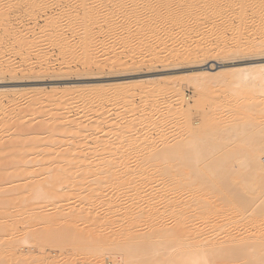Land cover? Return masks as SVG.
<instances>
[{
    "label": "bare ground",
    "instance_id": "obj_1",
    "mask_svg": "<svg viewBox=\"0 0 264 264\" xmlns=\"http://www.w3.org/2000/svg\"><path fill=\"white\" fill-rule=\"evenodd\" d=\"M38 1L9 0L14 10L19 12L22 8L25 12L29 11L26 12V20L33 25H38L39 15L32 11ZM136 1L138 0H75L62 10L63 13L61 11V16L53 21H45L42 27L45 29L47 26L55 25L56 33L61 35L68 30L71 35H78V43L88 47L92 43L96 28L101 30L105 25L106 27L122 25L123 28L132 30L128 36L119 40L125 44L143 47L150 59L156 61L173 57L184 62L199 63L209 57L225 58L239 52L244 54L252 52L254 55L264 53V0H140L145 2L134 5ZM80 2L89 6L81 14L68 19L67 16L71 15ZM47 3L50 1L48 0ZM111 4L115 6V11L126 12L122 21L108 22L106 14H109ZM96 5H101V10L97 14L99 16L87 21L91 16L96 15ZM139 13L153 15L155 20L146 29H142V26L139 28L136 18ZM249 13H255L256 17L250 18ZM49 16L52 17L53 14ZM19 19L22 20V15ZM227 30L230 31L229 36ZM193 33H195L194 37L187 38ZM67 38L68 36L62 37L64 43ZM44 40L49 41L47 34ZM63 42L60 43V51L67 46ZM35 43L29 42L31 45ZM31 45L19 53V62L10 61L5 54H0V79L3 78L4 73H13L17 70H27L29 74L33 72V65L30 63L33 53L30 51ZM92 58L90 56L87 59L91 61ZM95 58L93 60L97 61ZM21 62H25L26 67L22 68ZM210 68H213V64H210ZM188 70L191 71V68ZM189 79L194 87L209 86L219 89L229 82L234 88L250 87L263 92L264 62L254 61L210 72L199 70L191 72ZM153 84L154 80L150 77L124 81L114 79L109 83L111 88L118 90L114 93V98L120 102L132 96L131 92L126 90L127 87H138L147 94L150 91L148 88H151L145 86ZM92 87L97 91L101 88L100 84H92ZM181 92L179 90L174 92L178 111L180 113L184 109L187 113L194 111L191 110L192 106L184 105L185 100ZM9 93L24 96L31 92L15 88L0 89V102ZM101 97L97 96L98 99H102ZM89 100L88 97L83 98L82 103ZM18 101L19 99L14 100V106L18 105ZM31 103H27L28 106L26 104L27 109ZM57 105L61 109L64 106L62 101ZM6 112V108L0 106V115ZM145 116L143 115V118H146ZM20 117V113H16L11 114L9 119H4L6 121L0 118V215L2 218L8 213L6 208L11 204L18 207L24 202L31 204L27 201L39 204L49 199L66 200L74 197L69 190L72 186L83 185L84 181H88V184L94 187L75 195L81 199L82 204L74 209L76 211L74 214L79 216L82 214L90 222L91 218L94 219L103 211V208L97 209L93 203L95 199H100V205L105 206L106 219L97 225L95 224L97 221L94 220L100 217L94 219L92 223L95 225L90 223L94 226V230H100L103 226L110 229L116 222L124 223L120 232H116L119 236L117 240L129 243L127 253L122 252L120 255L121 264H176L177 259H179L177 264H264V125L260 128V137L257 136V142L254 141L253 147H251L253 138L251 136L250 145L246 142L245 146L244 141L240 139L231 146L228 145L225 152L216 153V140L225 141L231 138L230 134L210 140L195 138L189 134L173 136L167 127L166 116L162 118L149 116L158 127L155 133L151 131L141 133L139 128L143 124V119L126 125L111 123L117 139L114 143L95 141L96 146L88 145L89 136L96 137L89 133L90 129L82 124L75 125L68 117L64 120L56 119L51 124L46 121L39 124L19 123L17 120ZM185 126L191 128L190 124ZM72 133H76L77 144L70 138ZM185 138H189L186 140V147L183 146ZM256 138L254 136L253 139ZM150 139L152 140L149 143ZM221 142L218 144L220 145ZM60 144L63 145L62 149L59 147ZM120 145L122 149L118 151L122 152H114ZM86 150L91 151L97 158L88 161L83 157ZM109 151L117 155L115 161L109 160ZM191 161L195 164L206 162V167L204 169L189 167ZM169 162L183 174L179 181L172 184L165 183L163 178ZM237 164L251 167L248 169L250 181L243 182L244 184L240 182L241 186L236 191L234 182L238 173L233 168ZM30 165L33 167H29ZM187 168L189 170H185ZM41 170L47 175L42 181L36 178ZM91 170L96 172H93L92 177L88 179ZM221 173H225L226 176L219 179ZM192 177L195 178V183L189 182L188 179ZM31 185L33 187L30 189ZM25 187H29L28 192L22 190ZM238 189L241 191L238 192ZM186 195L190 198L188 199ZM253 196L259 197L257 207L254 206ZM190 202L193 203L190 205ZM32 206L28 205V209ZM60 208L61 205L59 207L57 205L55 213L46 215L47 227L45 226L44 229L47 228L48 232L54 230L57 232L55 226L53 227V218L61 215ZM32 209L34 210V207ZM62 213L64 215V210ZM19 216L21 217L18 214ZM33 217L35 219L36 214ZM166 217H172L174 223H168ZM193 218L200 221V225H197L199 227L192 226L195 230L189 225ZM83 219L82 221L85 220ZM75 224L74 221V226ZM227 226L238 229L223 231L222 228ZM141 231L144 233H138ZM57 233L60 235L59 239L71 236L70 230H63L62 233L60 230ZM74 233H76L75 238L81 237V233L76 229ZM131 233L132 235L129 236L128 234ZM17 237L15 238L18 239ZM5 241L10 242V238ZM21 242L28 243L27 238L22 237ZM16 250L13 254L18 256L20 251ZM20 257L22 256L18 258Z\"/></svg>",
    "mask_w": 264,
    "mask_h": 264
},
{
    "label": "rangeland",
    "instance_id": "obj_2",
    "mask_svg": "<svg viewBox=\"0 0 264 264\" xmlns=\"http://www.w3.org/2000/svg\"><path fill=\"white\" fill-rule=\"evenodd\" d=\"M49 1L50 3H47L48 0H39L37 4L34 5L32 11L37 13L39 17L38 25H33L32 22L26 20V12L29 11L25 12L21 8L18 12L12 8L9 0H0V54H5L10 61L19 62V53L31 45L29 42H36L30 47V51L33 52L30 57V63L33 65V72L29 74L27 70H17L13 73H4L2 76L3 78L0 79L1 90L15 88L31 92L24 96L9 93L5 98L3 97L0 106L5 107L7 112L0 115L1 119H9L11 114L20 113L21 117L17 120L19 123L29 122L39 124L46 121L51 124L56 119L64 120L68 117L73 120L75 125L82 124L90 129H88L89 133L94 134L96 137L94 136L95 138H92L89 136L87 139L88 145L96 146L94 145L95 141L115 142L117 137L114 127L112 126L113 123L126 125L143 119V124L139 128L141 133L144 134L147 131L155 133L158 127L151 121L152 118L150 120L149 116L158 118L166 116L167 127L173 136L189 134L195 138L210 140L218 136L221 137L230 134L229 136H231V138L225 141L216 140V153L225 152L228 149V145L231 146L232 143H236L240 139L244 141L245 146L247 143L250 145L251 142V147L255 145V142H257L261 134L260 128L264 125V91L259 92L257 89L250 87L251 92L247 87L234 88L232 83L229 82L225 84V87H219V89L218 87L209 86L194 87L189 78L191 72L199 70L210 72L254 61L264 62V53L254 55L252 52H247L245 54L239 52V54H229L230 57L228 56L225 58L209 57L206 61L199 63L184 62L173 57H167L156 61L150 59L151 57L148 56L143 47L125 44L119 40L121 37L128 36L129 32L132 30L131 28L125 29L122 25L106 27L107 25L104 26V23L103 26L105 28L103 27L101 30L96 28V33L92 36L91 45L88 47L82 46V44L78 43L77 34L71 35L68 30L65 31L64 35L57 34L55 25L50 27L47 26L45 29L42 27L45 21H53L61 16L60 14L63 13L62 10L71 5L75 0ZM136 2L137 3H134V5H141L145 1L141 2L138 0ZM87 6H89V4L80 2L67 18L71 19L73 16L81 14ZM109 6V14H106L109 23L116 21L120 22L125 18V11H115V6L112 4ZM95 8L96 15L94 14L91 16L87 21L94 20L99 16L97 14L99 10H101V5H96ZM158 10L161 11L160 8H158ZM101 12L102 11H100V13ZM51 14H53L52 17L49 16ZM20 15H22V20L19 19ZM248 16L250 18H255L256 14L249 13ZM136 18L138 20V27L140 28V26H142V29H146L155 20L153 15L147 13H139ZM229 32L230 31L227 30V36H229ZM46 34L49 36V41L44 40ZM64 36H68L65 43L62 40ZM69 36L71 37L69 38ZM194 36L195 33L187 38ZM62 42L67 46L64 50L60 51L59 47ZM231 45L233 46V44ZM87 54H89V56H86ZM90 56L93 58L97 57L95 58L97 61H94L93 58L91 61L87 59ZM21 64L22 68L26 67L25 62H21ZM210 64H213L212 69L210 68ZM190 68L191 71L188 70ZM149 77L153 78L154 84L145 86L151 88H148L150 91H148L147 94L143 93L138 87H127L126 90L132 94L130 98H125V100L123 99L124 101L121 102L114 98V93L118 90L111 88L109 85L114 79L124 81ZM92 84H100L101 88L97 91L92 87ZM120 90L121 89H119V91ZM176 90H179V92L183 94L182 96H184L183 99L185 100L184 105L187 104L192 106L191 110L194 109V111L187 113L184 109L186 106L183 108L185 112L183 111L180 113L178 111V107L175 105ZM36 95L38 99H36ZM98 95L102 96V99H98ZM87 97L90 99L89 102L82 103V99ZM60 98L62 99L60 100ZM16 99H19L18 105L14 106V100ZM60 101H62L64 105L62 109L58 108L59 106L57 105ZM29 102L32 103L29 104L27 109L26 104ZM132 108L134 109L132 110ZM141 108L146 109L143 110ZM143 115H146V118H143ZM189 124L191 128H185V125ZM218 128L220 130L217 131ZM251 136H253V138L254 136L255 138L258 137L255 140L249 138ZM70 138L74 140L76 144L78 143L76 133H72ZM250 139L251 142H249ZM151 140L152 139L148 140L149 143ZM186 140H189V138L184 139V147L187 146ZM219 142H221V146L218 144ZM59 147L62 149L63 145L60 144ZM121 147L122 145L114 152H122L118 151L122 149ZM40 152H42V150H40ZM83 155V157L90 162L97 158V156L89 150L84 151ZM261 155H263V153ZM108 158L109 160L112 159L115 161L117 155L109 151ZM188 165L189 167L204 169L206 167V162L195 164L191 161ZM29 167H33V165ZM166 167V173L163 174L165 183L172 184L179 181V178L183 175L182 172L170 162ZM250 167L249 165L244 166L237 164L236 167L233 168V170L238 173L236 175V181L234 182V186L236 185V189H234L236 191L237 188L241 186L239 184L240 182L242 184L243 182L250 181V173L248 172ZM185 170H189V168ZM93 172L96 171L91 170L88 179L92 177ZM36 176H38L36 177L37 179H41L42 181V178L45 179L47 175L45 171L41 170ZM224 176H226V174L221 173L219 179H222ZM194 179L195 178L192 177L188 180L190 183H195L196 180ZM113 180H115V178ZM15 183L17 184L18 182ZM88 183V181H84L83 185L72 186L69 190L73 193L74 197L66 198V200L62 198H59L61 200L49 199L39 204L33 201L36 203L35 205L32 201H27L31 204H26L24 202L18 207L13 204H11V206L9 205L10 207L6 208L8 209L6 216L2 218V215H0V225L7 223L11 225L7 224L8 226H0V242H4L10 238V242L5 241L4 243H0L2 244V246L0 245V264H121L122 259L120 255H122V252L127 253L126 250L129 249V243L126 244L117 240L119 236L116 235V232H120L122 224L124 223L119 224V222H116V224L113 225L114 229H112V226L110 229L103 226V229L94 230L93 225L100 224V221L106 219L104 211L105 206L100 205V199H95L96 201L93 203L97 209L103 208V211L99 213L100 215L94 218H101L103 216L101 219L98 218L94 220L91 218L89 222L85 219L84 215L80 214L85 220L79 216V214H74L76 213L74 209H77L82 204L81 199L77 198L75 195L85 190L93 189L94 187V185ZM12 185H14V183H12ZM29 187L31 189L33 185ZM29 187H25L22 190H24V192L27 190L28 192L29 189L27 188ZM111 188H113V186H111ZM115 190L117 191V188ZM240 191L241 190L238 189V192ZM187 197L188 199L190 198L189 195ZM253 198L255 199L253 203L256 204H254V206L257 207L259 197L253 196ZM192 203L193 202H190V205ZM32 204L34 206H32ZM28 205L32 207L28 209ZM57 205L58 207L61 205V217L57 215L53 218V227L55 226L54 228L57 229V232L61 230V233L63 230H70V238L61 237V239H59L60 235L54 232L55 230L53 232H48L46 230L47 228L44 229L45 226L47 227V221L45 220L46 215L55 213ZM19 207L21 210H24V212L21 210L18 211L17 209H20ZM33 207L34 210L32 209ZM35 207L37 208L35 209ZM14 208L17 209L15 210ZM63 210L64 215L62 213ZM25 211L27 214H25ZM11 212L13 216L16 214L15 212H18L16 214L17 216L15 215L14 218H12L13 216L10 215ZM38 212L39 214H37ZM18 214L21 215V217H18ZM32 214L33 216L36 214L35 219L31 216ZM65 214H68V216ZM73 216L75 218H73ZM72 218L76 222V228H74L75 226ZM166 218L169 221H167L168 223H174L172 217ZM12 219L14 220L12 221ZM82 219L84 221H82ZM93 220L97 222L93 224ZM191 222H189L191 229L193 228L192 226L196 228L197 225H200L199 219H194ZM63 223L67 229L64 227ZM71 224L74 227L71 226ZM116 227L117 229H115ZM195 228H193V230H195ZM75 229L78 233H81L80 238H75L77 233H74ZM237 229L238 228L229 226L222 228L223 231H235ZM138 233L144 232L141 231ZM128 235L130 236L132 233ZM22 237H26L28 243H22ZM14 250L17 252L20 251L19 253L21 255H14ZM2 251L4 254H2ZM19 256L22 257L19 259ZM177 260V263H179V259Z\"/></svg>",
    "mask_w": 264,
    "mask_h": 264
}]
</instances>
